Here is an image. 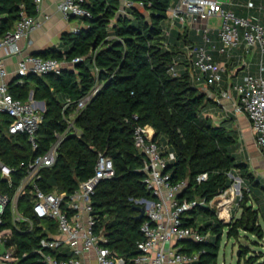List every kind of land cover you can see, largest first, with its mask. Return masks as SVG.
Listing matches in <instances>:
<instances>
[{"label": "trees", "instance_id": "1", "mask_svg": "<svg viewBox=\"0 0 264 264\" xmlns=\"http://www.w3.org/2000/svg\"><path fill=\"white\" fill-rule=\"evenodd\" d=\"M132 1L142 2V6H129L125 13L118 12L119 0L85 2L91 17L82 19L85 25L77 33L63 34L64 49L48 48L35 54L60 61L76 57L84 60L75 62L72 68H63L59 74H29L22 82L16 79L8 83L15 98L26 101L32 91V98L44 101L45 108L38 131L40 146L35 152L25 135L4 133L9 117L0 116V158L15 169L17 180L23 170L20 162L43 152L54 130L63 128L62 118L73 112L74 105L63 109L65 100L77 101L98 81L100 89L75 116L80 134L65 137L55 163L43 169L39 183L42 190H73L79 181L93 175L98 152L109 156L114 175L98 182L92 203L99 218L97 225L108 238L107 245L131 264L139 253L137 242L142 239L143 218H136V200L151 198L143 183V155L134 146L133 131L137 125H148L154 129L153 139L160 141L164 137L175 153L167 170L174 183L188 181L183 196L208 203L231 184L228 173L241 179L238 217L223 222L212 208L197 206L186 211L183 218L201 232L209 231L210 238L206 242L181 241V250L199 254L194 264H217L224 228L228 238L237 239L241 231L264 238V193L258 194V189L264 188L248 165L237 160L235 134L223 125H214L203 114L205 96L189 73L169 72L177 53L167 47L169 36L164 34L163 21L173 0ZM22 12L36 16L34 0H0V35L13 28ZM94 69L98 70L97 76ZM203 172L207 179L197 183L196 176ZM4 182L0 177L1 188ZM20 207L28 213L26 199L20 200ZM37 238L34 233L15 235L18 253L28 252L18 264H42L31 253ZM240 251V256L248 253L245 246ZM261 255H251L245 264H264V259L258 262Z\"/></svg>", "mask_w": 264, "mask_h": 264}, {"label": "built area", "instance_id": "2", "mask_svg": "<svg viewBox=\"0 0 264 264\" xmlns=\"http://www.w3.org/2000/svg\"><path fill=\"white\" fill-rule=\"evenodd\" d=\"M40 1L34 0L36 11ZM86 1L60 0L57 8L65 18L75 16L82 21L83 18L91 17L90 11L84 6ZM119 1L123 12L129 6H142V2ZM226 3L229 1L173 0L167 17L171 21L177 20L184 28L195 29L200 33L201 44L187 45L194 70L192 82L196 84L203 79L207 86L230 99L232 111L244 114L249 120L255 143L264 156V26L251 17L237 16L231 9L224 7ZM248 6H253L252 2ZM212 17L219 18L220 22L210 24L209 19ZM39 25L40 21L35 16L22 12L13 28L0 35V116L6 114L9 117L4 133L7 136L25 135L34 152L40 146L38 131L43 123L44 107H38L32 94L24 101L9 92L4 56L21 55L23 48L19 41ZM79 28H74L72 32L77 33ZM164 34L168 36L169 32L164 30ZM213 34L219 37L218 47L212 43ZM241 46L244 49L243 56L233 58L232 50ZM257 50L261 56L254 73L246 54L252 56ZM215 51L232 59L231 63L236 62L245 72L240 82L229 81L225 86L222 85L223 75L226 73L230 76V72H233L227 70L226 60L214 59ZM83 60L84 57H76L71 61H60L23 54L16 63V76L18 82H22V78L29 74H59L63 68L74 67L75 62ZM176 66L177 62L174 61L169 67L172 75L179 74ZM97 71L94 69L95 76ZM100 87L101 84L96 81L93 88L77 101L70 98L65 100L63 109L74 105L73 114L62 118L63 128L54 130L53 139L43 152L20 162L23 170L17 180H14L15 169L0 158V177L5 181L4 189L0 187V264H18L21 258L26 257L28 252L18 253L15 235L33 233L38 238L31 253L42 264H128L123 255L107 245L108 238L97 225L99 218L92 203L98 182L114 175L113 162L109 156L98 152L93 175L79 181L71 191L54 189L45 192L39 184L43 169L55 163L61 141L70 134H80L75 116L91 101ZM153 137L154 129L148 125L134 128V146L143 155V183L151 198L136 200L138 205L144 207L145 216L140 225L142 239L137 242L139 253L131 264H194L199 254L181 250L180 242H206L210 232L203 233L198 226L186 224L187 221L183 219L185 212L197 206H208L218 219L228 222L232 210L239 206L241 179L228 173L231 184L208 203L204 199L183 196L188 181L174 183L167 170L170 162L175 160V153ZM207 177V173L203 172L195 180L200 183ZM22 198L26 199L28 213L20 210Z\"/></svg>", "mask_w": 264, "mask_h": 264}, {"label": "crops", "instance_id": "3", "mask_svg": "<svg viewBox=\"0 0 264 264\" xmlns=\"http://www.w3.org/2000/svg\"><path fill=\"white\" fill-rule=\"evenodd\" d=\"M90 0H87L88 2ZM229 3L224 5L225 8L231 9L237 16L251 17L256 19L260 24L264 26V0H228ZM60 0H41L39 2V8L36 13V18L40 21V25L30 31L26 37L19 41V45L23 54H36L37 52L44 51L48 48H57L63 50V34L70 33L76 27L85 25L79 18L71 16L65 18L58 10L57 5ZM252 2L253 6H248V3ZM119 13H125L121 11ZM167 25H163V29L169 32L167 39L168 48L177 54H175V61L177 62L178 73L188 72L191 79L193 76L192 58L189 55L188 44L199 45L202 43V37L199 32L196 31L193 34V30L184 28L177 20H170L168 17L163 21ZM219 18L212 17L209 19L210 24H217ZM212 43L218 47L220 40L217 34L211 35ZM242 38V37H241ZM243 39V38H242ZM241 39V40H242ZM243 47H237L232 50V57L236 58L243 56ZM258 53V60L260 59L259 51L257 50L252 56ZM2 56L3 53L1 54ZM20 54H14L11 56H4L6 69L8 72V83L16 80V63L21 57ZM214 59L218 61L226 60L227 70L230 72L223 75V83L225 86L229 81L240 82L243 73H245L239 66L231 63L232 59H227L224 56L219 55L216 51L213 52ZM257 60V63H258ZM257 63L251 64V71L256 73ZM69 68H72L68 66ZM229 79V80H228ZM23 80V79H22ZM1 82V81H0ZM199 92L203 93L206 100V106L203 109V114L209 116L214 125H223L226 129L235 134L237 139V160L239 162L246 163L249 171L253 173L260 186L264 188V156L259 152L258 146L255 143L254 133L251 129L250 122L244 114H235L232 111L231 101L228 98H224L219 94L215 88L206 85L203 79L199 80L196 84ZM32 91L30 92V95ZM37 101L38 107L45 108L44 101ZM73 113L70 112L69 115ZM160 142H162L160 140ZM164 144V143H163ZM169 149V147H168ZM170 150V149H169ZM264 191L260 189L258 194H263ZM257 194L258 200L260 196ZM261 202V200H260ZM252 204L256 206V202L252 201ZM257 207V206H256ZM240 215V214H239ZM238 215V216H239ZM237 216V217H238Z\"/></svg>", "mask_w": 264, "mask_h": 264}, {"label": "rangeland", "instance_id": "4", "mask_svg": "<svg viewBox=\"0 0 264 264\" xmlns=\"http://www.w3.org/2000/svg\"><path fill=\"white\" fill-rule=\"evenodd\" d=\"M163 25H167L166 21L163 22ZM196 33V30H193V34ZM258 53L255 56H251L250 54H246V58L249 62L257 63ZM162 143H164L165 147L168 148L166 143V139L164 137H160ZM256 190L254 187H252ZM253 190V192H254ZM260 190V189H258ZM257 205V204H256ZM20 210L24 212V210L20 207ZM240 214V208L236 207L232 210V216L237 217ZM200 217V216H199ZM227 228H224V232L221 236L219 244V252L217 256V264H245L246 259L251 257V255H261L262 257L258 259V262H261L264 259V238L259 239L256 236L241 231L240 236L236 238H228L226 235ZM245 246L248 249V253L245 256H237V252L240 251V247Z\"/></svg>", "mask_w": 264, "mask_h": 264}, {"label": "water", "instance_id": "5", "mask_svg": "<svg viewBox=\"0 0 264 264\" xmlns=\"http://www.w3.org/2000/svg\"><path fill=\"white\" fill-rule=\"evenodd\" d=\"M239 187H240L239 184H237V188H239ZM204 207L208 208V206H204ZM136 209L138 210V214H137L136 218L137 219L144 218V216H145L144 207L142 205H136ZM37 220H39V219L37 218ZM237 256L240 257V252L239 251L237 252Z\"/></svg>", "mask_w": 264, "mask_h": 264}]
</instances>
